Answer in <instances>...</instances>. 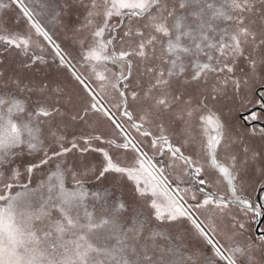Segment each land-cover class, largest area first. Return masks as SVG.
Listing matches in <instances>:
<instances>
[{"label": "snow or ice", "instance_id": "obj_1", "mask_svg": "<svg viewBox=\"0 0 264 264\" xmlns=\"http://www.w3.org/2000/svg\"><path fill=\"white\" fill-rule=\"evenodd\" d=\"M0 264H264V0H0Z\"/></svg>", "mask_w": 264, "mask_h": 264}]
</instances>
